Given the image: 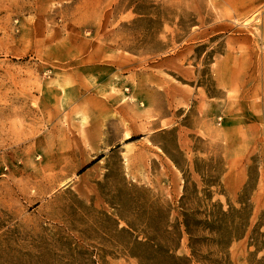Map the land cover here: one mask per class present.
<instances>
[{"label": "rangeland", "instance_id": "1", "mask_svg": "<svg viewBox=\"0 0 264 264\" xmlns=\"http://www.w3.org/2000/svg\"><path fill=\"white\" fill-rule=\"evenodd\" d=\"M0 264H264V0H0Z\"/></svg>", "mask_w": 264, "mask_h": 264}, {"label": "crops", "instance_id": "2", "mask_svg": "<svg viewBox=\"0 0 264 264\" xmlns=\"http://www.w3.org/2000/svg\"><path fill=\"white\" fill-rule=\"evenodd\" d=\"M110 68L111 67L105 68V69L106 70H111ZM106 80L107 79H105L104 76L100 79V81L105 86L107 85V84H105ZM73 93H74L75 96L71 98V102L68 104L67 109H64V114H67L69 116H73L72 114L78 113L77 111L79 109L85 110V112L87 114H90V116L91 115L95 116L96 114H104V113H106V111H108V109L111 106L109 101H106V100H104V98H101V102H102V107L101 108L90 107L91 105L89 106V102L93 101L92 99L99 100V98L97 96L89 97L88 95L83 94L85 97L82 99L81 98L82 94H79V90L77 89V87H74ZM84 100H85V103H84ZM86 101H87L88 104L86 103ZM75 109H77V111H74ZM93 119H94V117H93ZM96 120H99V119L98 118L94 119V121H96Z\"/></svg>", "mask_w": 264, "mask_h": 264}, {"label": "trees", "instance_id": "3", "mask_svg": "<svg viewBox=\"0 0 264 264\" xmlns=\"http://www.w3.org/2000/svg\"><path fill=\"white\" fill-rule=\"evenodd\" d=\"M188 233L190 234V231L187 229Z\"/></svg>", "mask_w": 264, "mask_h": 264}]
</instances>
